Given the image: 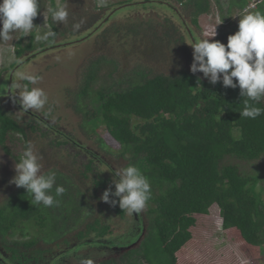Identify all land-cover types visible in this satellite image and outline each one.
Here are the masks:
<instances>
[{
    "label": "trees",
    "instance_id": "trees-1",
    "mask_svg": "<svg viewBox=\"0 0 264 264\" xmlns=\"http://www.w3.org/2000/svg\"><path fill=\"white\" fill-rule=\"evenodd\" d=\"M173 1L180 3L189 23L196 28L199 17L211 10V0ZM244 1L229 0V4L242 10ZM255 1L254 11L264 13V0ZM38 3L39 12L43 4L41 0ZM218 3L219 16L227 22L230 8L224 9ZM50 6H56L54 0H50ZM137 22L115 23L109 29L124 30L138 40L155 39L163 49L177 44L175 50L188 59V67L152 75L145 69L135 70L131 77L110 85L103 82L98 89L93 84L106 62L104 57L90 60L85 67V83L76 92L75 104L77 99H89L88 104L83 102L86 122L106 128L120 145V157L129 155L125 167L137 166L149 179L152 194L144 209L146 224L135 223L122 234L135 239L144 231L140 243L128 250H116L114 257L103 258L99 264H177V252L192 237L190 228L196 223L195 215L209 214L214 204L219 208L224 229L236 228L245 243L264 248L263 174L248 172L237 162L248 164L264 157V114L256 119L240 116L247 98L241 97L239 87L211 84L202 73L193 74V57L186 37L167 19L161 34L148 22ZM51 26L56 35L57 28ZM237 30L221 32L218 38L227 39ZM30 38L25 44L22 36L16 41V57L35 49L32 32ZM112 68L115 69L113 63ZM258 106L264 108V100ZM73 107L82 113L83 107ZM35 129L32 126L31 130ZM14 133L26 137L24 125L0 106V146L4 148L5 139ZM95 166L89 159L85 172L98 169ZM54 172L56 184L66 189L56 198L58 205H33L32 195L22 187L0 205V264H36L48 250L42 249L39 242L61 246L68 244L70 235L85 243L124 245L106 239L113 227L100 216L88 220L92 200L98 197V190L105 189L110 178L98 174L92 178V191L81 190L72 178ZM85 172L82 177H87ZM115 211L125 216L119 206Z\"/></svg>",
    "mask_w": 264,
    "mask_h": 264
},
{
    "label": "rangeland",
    "instance_id": "rangeland-1",
    "mask_svg": "<svg viewBox=\"0 0 264 264\" xmlns=\"http://www.w3.org/2000/svg\"><path fill=\"white\" fill-rule=\"evenodd\" d=\"M41 1L43 6L33 19V25L36 27L32 30V34L34 35L32 42L37 46L44 41H38L36 36L42 35L49 29L52 30L51 24L56 27L58 31L62 32L65 28H73V25L76 24L75 21H81L79 19H83L84 23H86L93 13H101L102 15L104 12L107 13L108 11L105 9L106 6L115 5L114 8H116L122 6V4L126 5L125 3L130 0H54L56 6L64 3L68 4L69 17L66 22L53 21L47 11L50 6V0ZM169 1L170 2L165 1L163 4H157L158 2H156V4H146L144 6L147 7L141 6L140 8H138L140 5L134 7H125L123 5L124 7H121L119 10L117 9V12L113 16L114 18L106 24L101 25L100 29H98L91 38L89 37L90 39L88 38L89 40L87 39L85 42L83 41V43L75 46L63 47V49H50V52L37 54L36 59H32L33 61L30 60L31 62H27L26 65L23 64L24 66L21 65L23 67H19L15 71V74L12 75L10 88L7 86L6 79L10 71H13L9 69L11 67L10 65L14 61H17L16 63L18 64L21 61H18V59L16 60L15 57L16 41L22 36V43L25 44L31 39V33L25 34L17 31L12 34L11 40H0V75L5 79H2L0 82L5 81L6 83L5 86L3 84L0 85V101L2 99L8 107H3V109L5 108L4 110L12 118L16 117L21 124L23 119L25 121V119L28 118L27 113L14 110L7 98L8 88L13 94L16 93L15 96H18V98L19 94L23 92V86L25 84L23 79L20 78L21 74L39 77L35 84L27 80L29 83L28 87H39L48 97V103L43 109L39 111L34 109L30 110L39 117V120H35L36 122L33 121V123L36 124L35 126H37V130L31 131L28 127H25L26 137L14 133L5 139L4 148H6V150L0 146V205L21 188L10 183V181L16 174L14 164L19 160L26 144L31 142L35 151L41 157L40 163L42 165V172L60 171L64 173V175L72 178L73 184L81 190L89 188L92 191V178L98 174L110 178L105 189L103 191L98 190L96 193V197H98L92 200L90 209L91 217H89L88 220L92 219V217L100 216L105 223L110 224L113 227V232L106 236L108 240L118 241L122 244L124 243V245L128 243L133 244L136 240L138 241V239L135 238V240L133 236H128L130 235L128 233L125 235L122 234L128 231L135 223H142V225L146 224V219L143 216L145 208L140 213L132 215H129L125 210V216L121 217L115 211V207L119 206L118 203L113 205L100 199L102 193L106 189H110L111 191L115 189L112 183L114 172L120 171L125 167L128 163L127 157L129 155L120 157V145L112 138L103 125L93 127L86 122V117H84L85 107L83 105L85 103L88 104L89 99H77V103L75 104L76 97L74 94L79 90V86L85 83L84 73L85 67L88 64V62L85 61L89 58L90 61L101 56L104 57L102 60L106 61L102 63L99 79L97 83L93 84L94 89H98V86L102 85L103 82L110 85L117 80L127 79L134 74L133 71L135 70L145 69L149 72V75H152L159 72L169 74L183 65L188 67L187 61L185 60L186 57L177 52H173L172 48L163 49L164 46L161 44L159 53L161 51L163 52H161L158 57L146 56L149 44L144 39H134L124 30H121V32H114L112 29H109V27L115 23L123 25L129 22L142 21L148 22L154 29L156 28L155 30L161 32L165 28L166 19L169 23L181 28L182 24L176 12L180 13L183 18L185 17L187 23L189 22V16L182 10L180 3L173 0ZM218 1L223 4L224 9L230 8V12L227 15V22L222 21L219 16ZM218 1L211 0L210 12L199 17L198 27L195 28V31L200 39L209 38V36H206L207 34L203 33V23H209L215 26V31L218 33H229L238 29L239 18L249 12H255L253 8L254 0L244 1L242 10L238 9L233 4L230 5L229 0ZM166 3H171L176 11L168 8L165 5ZM142 12L146 13L143 15L133 14ZM103 17L104 16L97 20L102 21ZM99 21H96V23L92 24L89 28L85 26V29L79 31L80 35H88ZM87 24L88 22L86 25ZM191 27L193 28V26H190V28ZM182 28V31H185L184 27ZM62 36L64 35L55 37L56 42L69 38V35L64 36L65 38ZM209 39L210 41L214 40L212 37ZM223 44L226 45L227 41L223 42ZM190 52L192 58V47ZM112 63L115 65L114 70L112 68ZM107 74H109L110 78L107 77ZM17 85H20V87L18 88ZM91 94L93 93L91 92ZM73 105H77L81 108L83 107L82 113L75 110ZM91 105L93 104L91 103ZM2 106L3 105H1V107ZM44 115L46 117H44ZM133 121L135 123V120ZM43 122H47L49 126H40V123ZM65 136H68L70 141L72 139L76 140L77 143L69 145L70 141L67 140L63 144ZM56 141H59L60 144H56ZM79 150H83L84 152L85 150L89 152L91 150L100 156V162L97 161V166H95L98 169L91 173L85 172L84 165L87 157L84 153L75 155L80 152ZM237 162L248 172L262 173V179H264V157L248 164L240 160ZM83 172L87 174V177H82L81 174ZM73 176L75 179H73ZM109 199L110 201L117 200V197L110 195ZM195 218L196 223L190 228L192 235L191 239L177 252V264H264V248L260 249L245 243L236 228L224 229L221 225V216L217 205L214 204L210 207L209 214H196ZM28 228V231H30L31 227ZM24 233L30 232L25 231ZM16 236L18 239L21 238L19 234H16ZM28 236L29 235H27V237ZM72 237L70 235L68 241L70 240L73 243L74 240ZM39 243L42 249L50 246L42 242ZM83 244L84 241L82 242V245ZM102 244L107 246L110 245L106 242H102ZM87 245L88 244H84L79 253H84V249H86ZM94 245L97 246L98 244ZM116 245L118 246V244ZM67 246L68 245H63L58 250H65ZM117 246H113V248ZM54 248H56V246L51 245L49 248L50 252L53 251ZM74 250L76 249L73 248L69 250L68 253ZM55 253L57 252H54V254ZM109 254L110 253L99 254L97 251V253L92 255L90 260L96 264L103 260V258L114 257L112 253L111 256H109ZM58 255H56L55 258ZM65 260L66 258L64 255V261L60 264H76L75 262H80L81 264L83 262V260H68V262ZM51 261L52 259L49 260V262Z\"/></svg>",
    "mask_w": 264,
    "mask_h": 264
},
{
    "label": "clouds",
    "instance_id": "clouds-1",
    "mask_svg": "<svg viewBox=\"0 0 264 264\" xmlns=\"http://www.w3.org/2000/svg\"><path fill=\"white\" fill-rule=\"evenodd\" d=\"M38 8V0H0V40H11L12 34L17 31L31 33L36 27L33 19L38 14ZM47 11L53 21L66 22L69 17L67 3L49 6ZM81 23L74 24L73 29L79 30ZM215 34L214 28L210 37ZM54 37L55 32L49 29L42 35H37L36 39L51 42ZM209 38L190 44L193 49L190 71L193 74L202 73L211 84L221 82L226 88L239 87L241 97L247 98L240 116L256 119L264 114V108L258 106L264 100V13L249 12L239 18L238 30L228 36L226 45L217 40L210 41ZM20 78L33 84L39 79L35 75L24 74ZM19 103L23 113L33 109L39 111L48 103V97L41 88L24 85L23 92L19 94ZM40 160L34 146L28 142L14 164L16 174L10 183L30 193L33 205L52 207L59 204L56 198L62 196L66 189L56 184V172L41 171ZM112 183L115 191L106 189L100 199L113 205L118 203L120 209L126 210L129 215L140 213L151 199L149 179L133 164L114 172ZM110 195L118 197V201H110ZM83 264H93V261L85 260Z\"/></svg>",
    "mask_w": 264,
    "mask_h": 264
},
{
    "label": "flooded vegetation",
    "instance_id": "flooded-vegetation-1",
    "mask_svg": "<svg viewBox=\"0 0 264 264\" xmlns=\"http://www.w3.org/2000/svg\"><path fill=\"white\" fill-rule=\"evenodd\" d=\"M156 2H158L157 4H163L165 1H163L162 3H160L158 0H130L129 2H126L125 4L126 5H124V4H122V6H119V7H116V8H114L115 7V5H110V6H106L105 7V9L108 11L107 13L106 12H104L103 13V15L100 13V14H97V13H93V14H91V16H90V19L87 21L88 22V24L86 25V23H84V20L83 19H79V20H81V21H75L76 23H81V27L79 28V30H74L73 28H65L62 32L61 31H57V34L55 35V37H58V35L60 36V35H64V36H68L69 35V38L67 39V38H65L64 36H62V37H64L65 39H63V40H61V41H57L56 42V39H55V37L53 38V40L49 43V42H43V43H41L40 45H38V46H35V49H33V50H30V51H25L22 55H20L19 57H16V60L18 59V61H20L19 62V64L18 63H15V65L11 68V70H13L12 72L10 71V73L6 76V79H7V86L10 88L11 87V79H12V75L13 74H15V71L20 67V68H22L24 65H26L27 64V62L29 63V62H31V61H33L32 59H36V55L37 54H40V53H43L44 54V52L45 53H47V52H50V49H54V48H61V49H63V47L65 48V47H68V46H75V45H78V44H80V43H83V41L85 42L89 37L91 38L92 37V35L93 34H95L96 32H97V30L98 29H100V27H101V25H104V24H106L108 21H110L111 19H113L114 17V15H115V13L117 12V9L119 10L121 7H134V6H138V5H140V6H138V8H140L141 6L142 7H147V6H144V5H146V4H156ZM124 5V6H123ZM168 8H171V9H175L172 5H171V3H166L165 4ZM104 9V10H105ZM134 11V10H133ZM174 11H176V10H174ZM135 12V11H134ZM146 12H142V13H133V14H141V15H143V14H145ZM132 14V13H131ZM176 15H177V17H179V19H180V22H181V24H182V27H184V30L185 31H182V27L181 28H179V27H177L179 30H181L182 31V33H184V35H185V37H186V42H187V46H188V48H189V50H191V45L190 44H192L194 41H198V40H200V37L196 34V31H195V28L196 27H194L193 26V28L191 27L190 28V26H192L191 24H188L187 23V21L185 20V17L183 18L182 17V15H180V13H178V12H176ZM102 16H104L103 17V19H102V21H99V20H97V19H100ZM99 21V23L97 24V25H95L94 26V28L90 31V33L88 34V35H80V32L79 31H82L83 29H85V26H87L88 28L90 27V26H92V24H94V23H96V21ZM73 22V21H72ZM175 26V25H174ZM141 27H143V26H141ZM52 31H53V29H52ZM79 32V33H78ZM163 31H161V32H159L160 34L162 33ZM204 33V32H203ZM204 34H206V33H204ZM80 35V36H79ZM204 36V35H203ZM206 36H211V35H209V34H207ZM218 36H219V33H217L214 37H212V39H214V40H217V41H220L221 43H223V42H226L227 41V39H224V40H220L219 38H218ZM89 38V39H90ZM88 39V40H89ZM188 40V41H187ZM148 44H149V49H148V52H146V56H148V55H150V57H158L159 56V54L161 53V52H163V51H161L160 53H159V49H160V43H159V41H156L155 39H153V40H151V39H146L145 40ZM46 46V47H45ZM176 46H177V44H176ZM175 44H173L172 45V51L173 52H177V50H175ZM174 47V48H173ZM53 51V50H52ZM55 51V50H54ZM30 53V54H29ZM178 53V52H177ZM27 54H29V55H27ZM90 59V58H89ZM89 59H87L85 62H89ZM31 60V61H30ZM185 60H187V59H185ZM17 62V61H16ZM84 62V63H85ZM24 64V65H23ZM21 65H23V66H21ZM2 79H4V77L2 76V75H0V81L2 80ZM5 80V79H4ZM25 81H27V80H25V79H23V82H24V84L25 85H29V83H28V81L27 82H25ZM6 85V83H5V81H3V82H0V85ZM9 88H8V92H7V94H8V96H7V98H8V101L10 102V104H11V106L13 107V109L14 110H19L20 112H22V108H21V105H20V103H19V98H18V96L16 97L15 96V94H13L12 92H11V90H9ZM74 96L76 97V93L74 94ZM5 97V96H4ZM0 104L1 105H3L2 107H6V108H8L7 107V104L4 102V101H2V99H1V101H0ZM6 104V105H5ZM0 105V106H1ZM5 109V108H4ZM23 113V112H22ZM24 113H27L28 115H27V117L28 118H26L25 119V121H24V119H23V121H22V124L24 125V128L25 127H28V129L29 130H31V128H32V126H34L36 129L35 130H37V126H35L36 124H34L33 123V121L34 122H36L35 120H39V117H38V115H36L34 112H32V111H30V110H28V111H26V112H24ZM44 117H46L45 115H44ZM13 119H15L17 122H19V120L15 117V118H13ZM21 123V122H20ZM49 126V124L47 123V122H43V123H40V126ZM39 128V127H38ZM35 130H31V131H35ZM70 141L69 140V138H68V136L66 137L65 136V139L63 140V144L65 143V141ZM72 141V142H71ZM70 141V143H69V145H71L72 143H74V144H76L77 143V141L76 140H71ZM57 142H59V141H57ZM59 144H60V142H59ZM62 144V143H61ZM79 145V144H78ZM83 147V146H82ZM80 151V150H79ZM81 153H84V155L87 157V160H86V162L89 160V159H93V164H96V162L97 161H99L100 162V156H98L94 151H91L90 150V152L88 151V150H85V152L83 151V150H81L80 152H78V153H76L75 155H78V154H81ZM98 162V163H99ZM144 214V213H143ZM92 235H94V234H92ZM91 235V236H92ZM139 235H141V234H138V236H136L135 238L136 239H138V237H139ZM72 239L74 240L73 241V243L70 241V243H69V241H68V244H62L61 246H63V245H68L67 247H65V250H58L61 246L60 245H56V244H52V245H55L56 246V248H54V250L53 251H51L50 252V246H47L46 248H48V250L47 251H45L42 255H43V258H41V259H39L38 260V262L36 263V264H60L61 262H63L64 261V255H65V258H66V260L65 261H67L68 262V260L69 261H82L83 260V262L85 261V260H90L91 258H92V255L93 254H95V253H97V251L99 252V254H100V252H102V254H107V253H110L109 254V256H111V253L112 254H114L115 252H116V250L117 249H114L113 248V246H117V245H109V246H107V245H105V244H102V242L100 241V244L99 245H97V246H95L94 244V242H91V243H85L84 242V244H90L89 246L87 245V247H86V249H84V253H79L80 252V250H81V248L84 246V244L82 245V242H83V240H78L76 237H72ZM135 239V240H136ZM97 242V241H96ZM104 242V241H103ZM78 243H80L81 245H80V249H79V245H78ZM73 246H75V247H73ZM118 246H125V245H118ZM104 247V248H103ZM107 247H109V248H107ZM69 249V250H72L73 248L74 249H76V250H74L73 252H71V253H68V251L69 250H67V249ZM44 249V248H43ZM54 252H57V253H55L54 254ZM62 252V253H61ZM59 254V255H58ZM56 255H58L56 258H55V256ZM112 257V256H111ZM0 259H2V258H0ZM52 259V261L51 262H49V260H51ZM83 262L81 263V264H83ZM100 262V261H99ZM99 262L98 263H96V264H99ZM76 264H80V262H75ZM4 264H7L6 262L4 263ZM34 264V263H33ZM94 264V263H93Z\"/></svg>",
    "mask_w": 264,
    "mask_h": 264
},
{
    "label": "built area",
    "instance_id": "built-area-1",
    "mask_svg": "<svg viewBox=\"0 0 264 264\" xmlns=\"http://www.w3.org/2000/svg\"><path fill=\"white\" fill-rule=\"evenodd\" d=\"M254 3H253V6L256 4V2L257 1H253ZM202 26H203V28H204V33H206V34H209V35H212L213 34V30H214V28H215V30H216V27L215 26H212V25H210L209 23H203L202 24ZM215 33L217 34V31H215ZM215 34V35H216Z\"/></svg>",
    "mask_w": 264,
    "mask_h": 264
},
{
    "label": "water",
    "instance_id": "water-1",
    "mask_svg": "<svg viewBox=\"0 0 264 264\" xmlns=\"http://www.w3.org/2000/svg\"><path fill=\"white\" fill-rule=\"evenodd\" d=\"M143 232H144V231H143ZM143 232H142L141 236L138 238V241L136 240L135 243H133V244H131V245H128V246H126V247H121V248H119V250H120V251H122V250H128V249H130V248H133V247L137 246V245L140 243L141 238L143 237Z\"/></svg>",
    "mask_w": 264,
    "mask_h": 264
}]
</instances>
